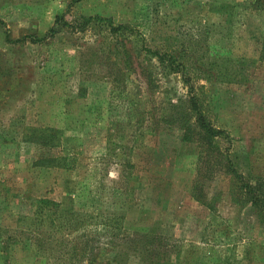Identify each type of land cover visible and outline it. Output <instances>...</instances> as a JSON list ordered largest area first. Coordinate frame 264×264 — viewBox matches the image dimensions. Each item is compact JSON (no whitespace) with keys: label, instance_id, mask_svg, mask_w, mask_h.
Listing matches in <instances>:
<instances>
[{"label":"rangeland","instance_id":"obj_1","mask_svg":"<svg viewBox=\"0 0 264 264\" xmlns=\"http://www.w3.org/2000/svg\"><path fill=\"white\" fill-rule=\"evenodd\" d=\"M83 17L93 23L81 28ZM0 19V264H44L12 236L18 235V217L31 209L33 181L46 176L53 189L48 196L63 204L127 209L132 231L157 223L164 236L182 244V264H214L234 252L239 257L255 240L254 262L264 264V225L237 201L229 174L216 172L207 182L205 201L215 212L191 196L198 169L212 167L208 147L184 141L171 126L150 128L153 118L167 116L170 101L191 91L225 131L220 149L248 155L250 168H240L264 183V0H0ZM113 23L130 24L134 36L124 41L134 55L145 43L182 59L193 90L181 73L169 74L139 54L126 84L115 86V59L102 62L109 53L103 35ZM53 27L58 33L51 37ZM32 35L48 36L42 43L20 41ZM152 73L156 85L149 83ZM36 123L70 128L64 149L76 156L75 169L49 174L32 166L42 152L24 137ZM112 142L140 145L132 154L140 169L131 196L113 192L117 181L118 188L126 184L124 155L108 154ZM207 255L213 261H203Z\"/></svg>","mask_w":264,"mask_h":264},{"label":"trees","instance_id":"obj_2","mask_svg":"<svg viewBox=\"0 0 264 264\" xmlns=\"http://www.w3.org/2000/svg\"><path fill=\"white\" fill-rule=\"evenodd\" d=\"M61 19L63 16H59L58 20ZM82 19L83 21L79 22L81 28H86L93 23L91 18L83 17ZM2 22L0 19V23ZM109 28L110 33L113 31V39L110 33L107 34V30L103 39L108 42L105 44L109 53L106 56L107 61L103 60L102 62L103 64H112V58L115 59V63L112 64L113 69L115 68L112 80L115 86L126 84L125 80L129 79L133 71L132 68H134V56L139 54L143 61L147 60L148 64L156 59L169 74L181 73L184 83H187L188 87L190 85V90H193L190 70L178 56L168 52L162 53L158 49L146 46L145 43L142 44L139 38L137 39L141 42L142 48L134 55L124 41V38L128 39L130 36H134L130 24L115 25L113 23L109 25ZM127 32L130 35H125ZM57 33L58 29L55 27L49 32L51 37ZM47 36L42 38L32 35L24 37L20 41L25 42L27 38H30L33 43H42ZM85 72L89 73L90 71ZM148 79L150 84L154 82L156 85L153 73ZM81 92V95H86V88L82 87ZM188 93L185 98H179L177 103L170 101L167 116L159 119L153 118V125H150V128L157 132L156 130H159L161 124L171 126V128L181 130V137L184 141L204 143V146L208 147V152L203 150L212 167L209 169L210 174L207 170L198 169L191 188V196L195 200L206 205L210 211L215 212L216 209H211V206L205 201L207 182L216 176V172L229 174L232 181L230 190L237 192V195L240 196V198L237 196V201L251 207L250 210L257 221L260 225H264L263 181L258 178V175H254L251 169L245 173L240 168L242 165L250 168L251 161H249L248 155L235 153L234 149L227 152L220 149L218 137L225 134V131L217 129L205 110L199 107V97L191 94V91ZM56 124L38 125L36 123L27 126L25 129L24 141L36 146L42 152L32 162V166L38 168L39 171H47L49 174L54 171L70 172L76 166L74 161L76 156L66 155L64 149V141L67 138L66 131L70 128L59 127ZM100 126V128L105 129L104 125ZM122 129L123 127H120V130ZM226 136L228 135L224 137ZM111 145L113 148L111 153H108L111 158H118L120 152L124 155L120 165L121 176L125 177L123 183L126 184L124 189L118 188L117 181V186L113 187V192L116 190V192L131 196L135 188L132 180L136 176L135 173L139 172L140 169L135 158H132V154L135 150H139L140 145L126 147L115 142H112ZM106 159L110 161L109 156ZM34 181L32 183L34 191L32 195L29 194L28 196L31 209L27 215L18 217V235L12 236V240L17 245L21 244L23 247L25 245L30 258L37 263L182 264V244L164 236L156 226L157 223L143 231H132L129 227L132 222L128 219L127 209H75L74 204L66 205L63 204L64 202L48 196L53 190L50 176L44 177V181L41 183ZM73 199L72 203H74ZM23 234H26L25 240H23ZM239 240L242 242V239ZM258 244L257 240L249 241L245 244L241 256L237 257L233 249L231 252H234V258L220 257L217 261L214 260V264H255L254 261H257L255 258L259 255V250L256 248ZM107 253L113 256V262L109 261ZM211 258V255H207L203 257V261H213Z\"/></svg>","mask_w":264,"mask_h":264}]
</instances>
